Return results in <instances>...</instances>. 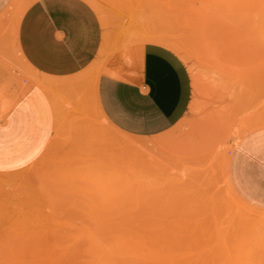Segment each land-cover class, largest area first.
Masks as SVG:
<instances>
[{"label":"rangeland","instance_id":"374dc122","mask_svg":"<svg viewBox=\"0 0 264 264\" xmlns=\"http://www.w3.org/2000/svg\"><path fill=\"white\" fill-rule=\"evenodd\" d=\"M88 1L125 44L176 51L194 101L164 134L123 133L96 105L94 63L53 78L24 60L16 37L33 0H12L0 15V264H264V206L231 176L242 140L264 129V0ZM239 13L237 67L225 31Z\"/></svg>","mask_w":264,"mask_h":264},{"label":"crops","instance_id":"0c3cea01","mask_svg":"<svg viewBox=\"0 0 264 264\" xmlns=\"http://www.w3.org/2000/svg\"><path fill=\"white\" fill-rule=\"evenodd\" d=\"M11 2L0 0V15ZM260 20L256 15L245 27L256 31ZM232 21L236 26L223 30L228 37L225 45L240 67L239 57L231 52V35L241 34L239 26L245 18L239 13ZM16 39L24 60L47 77H74L94 63L96 105L125 134L142 138L164 134L184 119L194 101L192 73L176 51L156 42L135 47L118 40L88 0H33L21 18ZM43 91L34 86V98L24 101L30 110L28 128L35 117L36 94ZM19 115L13 112L8 121L20 126ZM231 176L247 200L264 206V129L242 140Z\"/></svg>","mask_w":264,"mask_h":264},{"label":"bare ground","instance_id":"6f19581e","mask_svg":"<svg viewBox=\"0 0 264 264\" xmlns=\"http://www.w3.org/2000/svg\"><path fill=\"white\" fill-rule=\"evenodd\" d=\"M21 17H22V16H21ZM69 82H70V81H69ZM62 83H63V82H62ZM64 83H65V85L67 84L66 82H64ZM71 83H72V82H71ZM71 83H70V84H71ZM68 86H69V85H67V87H68ZM63 87H64V85H63ZM61 88H62V87H61ZM226 186H227V185H226ZM235 202H236V201H235ZM239 210H240V209H239ZM254 223H255V222H254ZM254 223H253V224H254ZM257 223H258V222H257ZM255 227H256V226H255ZM261 227H263V226H261ZM250 234L252 235V234H255V233H250ZM250 234H248V235L250 236ZM220 237H221V239H223L222 236H220ZM219 239H220V238H219ZM214 240H215V239H214ZM216 242H217V240H216ZM223 242H224V241H223ZM209 243H210V242H209ZM212 243H214V242H212ZM217 243H218L217 245H219L220 240H219ZM220 244H221V243H220ZM214 246H216V244H215ZM215 248L217 249V247H215ZM215 248H214V249H215ZM223 249H224V248H223ZM208 250H209V249H208ZM205 251H206V250H205ZM213 251H214V250H213ZM200 252H201V253H204L203 251H200ZM200 252H199V253H200ZM228 252H229V251H228ZM201 253H200V254H201ZM212 253H214V252H211V254H212ZM211 254L209 255L210 257L213 256V254H212V255H211ZM194 255L196 256V254H194ZM194 255H193V256H194ZM224 256L226 257V255H224ZM200 257H201V256H200ZM200 257H199V259H198V258H196V259L199 261V260H201ZM210 257H209V259H210ZM235 257H236V256H235ZM193 258H194V257H193ZM202 258H204V257H202ZM228 258H230V257L228 256ZM189 259H190V258H189ZM206 259L208 260V258H206ZM211 259H212V258H211ZM219 259H220V257H219ZM230 259H231V258H230ZM230 259H229V260H230ZM207 260H205V261H207ZM220 260H221V259H220ZM202 261H203V260H202ZM202 261H199V262H202ZM232 261H233V260H232ZM212 262H213V259H212ZM223 263H225V260L222 262V264H223ZM177 264H179V263H177ZM199 264H200V263H199ZM206 264H207V263H206ZM210 264H211V263H210Z\"/></svg>","mask_w":264,"mask_h":264}]
</instances>
